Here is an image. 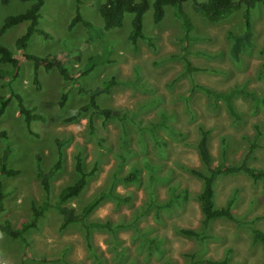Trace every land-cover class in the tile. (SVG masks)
<instances>
[{
    "label": "rangeland",
    "instance_id": "1",
    "mask_svg": "<svg viewBox=\"0 0 264 264\" xmlns=\"http://www.w3.org/2000/svg\"><path fill=\"white\" fill-rule=\"evenodd\" d=\"M104 1L43 0L37 28L46 34L33 32L24 49L29 55L60 58L68 71L81 72L74 81L45 63L35 71L34 63L25 59L18 68L0 62V96L8 98L0 116V166L18 170L0 176V223L18 228L31 218L32 205L53 204L60 190L78 178V155L85 170H97L81 193L62 205L77 214L105 193L83 221L63 229L61 215L50 205L37 227L24 233L25 241L0 232V264H205L196 262L225 258L227 264H264V247L254 242L248 225L218 219L202 228L197 199L201 181L188 170L203 168L195 145L200 127L207 131L216 163L240 161L247 138L259 132L263 146L248 163L264 167V4L250 10L247 29L243 6L210 22L189 0L183 9L194 27L186 31L171 5L156 22L150 0L142 22L145 38L134 45L129 38L132 14L125 13L121 26L106 30L99 11ZM31 3L0 0V45L15 53V42L29 22L4 31L1 27L6 17L24 12ZM77 12L89 26L78 22L70 27ZM186 59L201 69L190 72ZM196 82L218 91L246 90L258 100L236 92L233 103L242 119L234 120L222 100L212 102L202 90H193ZM93 94L102 108L117 114L97 113L90 121L89 110L66 122ZM18 96L39 119L25 121ZM133 169L135 180H124ZM184 190L186 198L171 201ZM229 201L242 220L264 215V181L254 182L244 173L219 177L215 204ZM93 221L107 226L87 229L85 224ZM254 226L264 230V217ZM182 227L202 235L184 236ZM44 256L60 258L33 259Z\"/></svg>",
    "mask_w": 264,
    "mask_h": 264
},
{
    "label": "trees",
    "instance_id": "2",
    "mask_svg": "<svg viewBox=\"0 0 264 264\" xmlns=\"http://www.w3.org/2000/svg\"><path fill=\"white\" fill-rule=\"evenodd\" d=\"M10 0H1L2 3L7 4ZM24 1H32L31 6L25 10L24 12L10 15L5 18L3 25L1 27V31L5 29L17 25L22 21H28L29 25L27 27L26 32L21 35L15 42V48L17 53L13 52V50L9 49L4 45H0V62L1 63H10L12 66L18 68L20 65L19 62L25 59L28 61H32L34 63V69L37 71L40 64L45 63V67L50 69L52 67H56L59 73L64 77L65 80L74 81L72 79H76L81 75V72L71 73L68 71L65 66V62L60 58H49V57H37L33 55H29L24 52V49L27 45V42L33 32H39L41 34H46L37 28L38 18H39V10L43 4V0H24ZM189 0H153V18L156 22H159L165 14V6L171 5L175 10V15L180 19L181 23L185 27L186 31L191 30L194 25L190 21L187 13H184L183 4ZM195 7H197L201 13L210 21V22H218L224 18L230 16L233 12L239 10L241 6H243V18L247 25V29L250 28V18L251 13L250 10L254 8L258 3L264 4V0H206L203 2H199L197 0H193ZM150 7V0H105L104 3L100 6L99 11L103 20V26L106 30L116 28L122 25L123 17L125 13H131V33L130 40L134 45L139 43L140 39L145 38L143 33V15ZM78 22H82L85 26H89L90 22L84 20L80 14L77 12L73 19L71 20L70 27L75 25ZM48 36V35H46ZM235 53L238 52L237 44L234 47ZM185 68L190 72L198 71L201 69L198 66L191 65L188 60H185ZM89 71L84 70L83 74ZM37 80V79H36ZM113 81H108V84H113ZM202 90L207 97L212 102H216L218 100H222L225 104L226 110L228 114L234 120H240L241 114L237 111L234 103L233 96L236 92L252 98L254 101L258 99L249 91L246 90H238L237 88L231 89L229 91H218L211 87H208L203 84H198L197 82L193 85L194 89ZM192 91V90H191ZM18 108L19 112L24 116L25 121L30 124L32 120L39 119L37 114L31 108H27L20 96H18ZM66 100V94H62V100L60 101V105L63 106L64 101ZM8 103V98L0 96V116L3 114L4 109ZM90 111L89 119L93 121V117L95 114H102L105 117H109L111 115H116V111L102 108L99 103L96 101L95 95L93 94L90 97V100L80 105L72 114L66 117V122H72L81 118L86 112ZM200 138L197 139L195 145L197 147L199 158L202 163L203 168L198 167H189V172L201 181V188L197 194V199L201 212V225L203 229H206L213 223V221L218 219H227L235 222L239 226H247L250 227L251 234L253 235L254 242L261 244L264 247V230L255 227L254 223L263 218L264 215H258L251 219L242 220L238 218L232 208L231 202L229 201L226 206H216L215 204V183L219 177L236 174V173H244L246 174L252 181H264V167H256L252 166L248 163L249 158L257 147L263 146L259 143L260 133L254 136L253 139L247 138L248 146L246 148L243 157L238 162H232L223 160L219 163H216L210 153V150L207 146L206 141V133L207 131L200 127ZM60 166V161L55 164V167L52 171ZM75 170L78 173V178L72 184H69L62 188L58 193V196L53 204L45 203L44 205H32V216L28 220H24L20 227L11 228L8 223H0V232H6L14 238H20L25 241L24 233L30 228L37 227V222L39 217L43 215L45 209L49 208L50 205L56 207V210L62 217V223L60 228L63 229L70 223L83 221L86 216L94 210V208L101 202L104 198L105 193H100L92 200L88 201L82 208L80 213H75L70 207L67 205H62L63 202L78 196L84 187L88 183V178L92 176L96 172V167L93 166L90 170H85L82 165V161L80 156L76 157L75 161ZM18 173L17 169L8 168L5 164H1L0 166V176H13ZM137 169L132 170L129 175L125 176L124 180L134 181L136 178ZM47 172L44 176H48ZM42 176V177H44ZM43 184L45 188L48 190V181L47 178L43 179ZM186 191L184 190L183 195H175L171 201H178L180 198H186ZM4 204L2 200V192H0V214L3 212ZM107 226L105 223L100 222H90L85 224L87 229L91 227H105ZM179 233L187 236V237H195L198 238L202 235L199 231L182 227L179 229ZM91 247V245H89ZM60 258V257H59ZM56 256H44V257H33L34 260H40L43 262H53L59 260ZM196 263H205V264H227L228 260L225 259H203L201 261H197Z\"/></svg>",
    "mask_w": 264,
    "mask_h": 264
}]
</instances>
